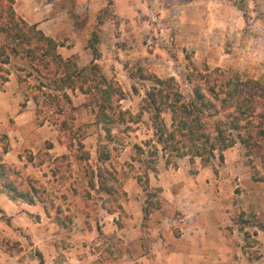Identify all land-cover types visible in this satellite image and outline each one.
I'll use <instances>...</instances> for the list:
<instances>
[{"label":"rangeland","instance_id":"obj_1","mask_svg":"<svg viewBox=\"0 0 264 264\" xmlns=\"http://www.w3.org/2000/svg\"><path fill=\"white\" fill-rule=\"evenodd\" d=\"M32 2L41 19L53 10L76 29L69 36L62 30L55 40L62 58H66V52H88V59L70 55L79 68L89 65L91 55L86 44L94 32V47L99 52L95 62L111 81V88L122 91L123 98L114 104L125 111V120L111 125L106 137L95 116L94 96H85L78 89L55 90L54 83L36 72L40 68L37 58L30 63L23 55L10 56L4 65L7 80L0 84V150L7 148L5 161L3 153L0 160L8 166L6 176L16 189L33 188L31 204L16 201L23 203L31 219L45 228L47 241L51 240L58 251L67 249L69 257L85 264H120L126 256L148 252L150 229L159 223L158 217L177 214L162 196L160 183L167 184L174 177L196 178L195 197L209 198L214 182L210 178L223 179L229 174L223 156L220 161L216 153L206 162L196 156L189 160L188 155L162 152L148 114L140 111L145 90L153 85V77L172 76L187 99L195 80L194 76L186 80L192 65L210 71L217 67L226 75L253 76L264 82V0ZM11 6L22 19L14 9V0ZM129 114H134L131 121ZM232 146L228 161L235 176L229 182L234 184L237 178L240 185L232 187L234 193L247 194L251 176L264 178V149L244 148L238 141ZM105 150L109 151L108 159L100 161V151ZM138 156L156 170L155 176L146 171L147 197L136 181L139 177L144 183L145 178ZM100 168L105 170H100L104 187L98 186L95 176ZM258 186L257 193L264 196V179ZM214 187L222 195L228 191L222 183H214ZM116 202L124 213L117 212ZM263 204L258 200L256 207L261 209ZM142 206L149 210L145 219L128 218L131 214L141 216ZM107 208L114 212L108 214ZM250 214L245 220L260 227L264 217H254L252 211ZM0 218L7 222L4 215ZM127 224L136 229L128 233L124 230ZM21 235L24 247L30 245L28 236ZM37 236L42 241L45 238L44 234ZM134 241L139 246L133 247ZM8 242L7 247H15L14 241ZM257 251L263 253L264 249ZM32 254L41 259L36 249Z\"/></svg>","mask_w":264,"mask_h":264},{"label":"trees","instance_id":"obj_2","mask_svg":"<svg viewBox=\"0 0 264 264\" xmlns=\"http://www.w3.org/2000/svg\"><path fill=\"white\" fill-rule=\"evenodd\" d=\"M11 3L12 0H0V84L7 80L4 65L8 63L10 56L23 55L30 63L37 58L40 68L36 72L54 83L53 89H78L85 96H94L96 119L102 123L106 137H109L110 126L125 120V111L114 104L123 98V93L118 88H111V81L99 71L95 62L99 52L94 47L97 42L94 32H91L86 44L91 55L89 65L79 68L70 56H60L56 51L58 42L55 39L45 35L36 24H27L18 18ZM191 76L195 80L190 84L187 99L182 97L172 76L163 79L153 77V85L145 90L141 99L140 111L148 114L152 133L160 150L174 156L188 155L189 160L196 156L207 162L215 153L221 161L222 151L231 147L235 141L244 148L264 149V82L253 76L243 78L238 74L226 75L217 67L210 71L207 68L199 70L193 65L186 74V80ZM133 118L134 114L128 117L129 121ZM6 151L7 148L3 146L0 153ZM100 155V161L107 160L109 151H100ZM137 161L143 164L145 178L144 183L139 177L136 181L147 197L146 171H151L155 176L156 170L139 156ZM8 169L0 160V192L10 200L21 199L31 204L33 188L29 187L25 191L16 189L6 176ZM101 169L105 171L104 168L97 169L95 176L98 186L104 187L105 177L102 176ZM251 178L253 181L264 179L254 176ZM107 191L106 189L105 192ZM116 205L117 212L124 213L121 205L117 202ZM106 212L112 214L114 211L107 208ZM148 213L149 210L142 206V220ZM39 264H42L41 259Z\"/></svg>","mask_w":264,"mask_h":264},{"label":"crops","instance_id":"obj_3","mask_svg":"<svg viewBox=\"0 0 264 264\" xmlns=\"http://www.w3.org/2000/svg\"><path fill=\"white\" fill-rule=\"evenodd\" d=\"M24 1L21 4L20 0H14L15 11L27 23L36 24L45 35L55 39L63 31L68 36L76 33L70 22L65 23L66 19L60 12L52 10L41 19L33 9L36 1ZM38 7V10H42ZM63 25L66 26L63 28ZM75 53L89 58L88 52H66L65 57ZM231 148L233 146L222 151L224 169L229 172L228 177L210 178L214 182L209 187V198L195 197L198 191L196 178H171L167 184L173 188L159 182L162 196L176 209L177 214L158 217L159 223L152 225L150 229L152 241L148 252L138 257L126 256L120 264H264V252L257 251L264 249V218L260 227L245 220L251 216V211L254 217H264V204L261 209L256 207L258 200L264 202V196L257 193L258 181L253 180H250L247 187L249 193H234L232 187H237L240 183L237 178L234 184L229 182L230 178L235 176L233 165L228 161ZM6 154L7 152L2 154L3 162ZM214 167L217 168L216 165ZM209 174H212L210 169ZM214 183H222L225 190H228L227 193H217ZM165 205L167 206V203ZM27 211L29 210L23 203L10 200L0 192V215L7 219L6 222L0 218V240L5 241L0 242V264H39V259L32 254L35 249L40 253L41 259H44L42 264H85L79 258L69 257L71 253H68L67 249L58 251L51 240L47 241L45 228L33 221ZM133 217L138 220L141 216H128L129 219ZM239 217L242 220H239ZM135 229V226L128 224L124 226L128 233ZM21 233L28 236L31 244L27 247L22 243ZM38 233L45 235L43 241L37 236ZM8 240L14 241L15 247H7ZM131 245L139 246L137 241Z\"/></svg>","mask_w":264,"mask_h":264}]
</instances>
